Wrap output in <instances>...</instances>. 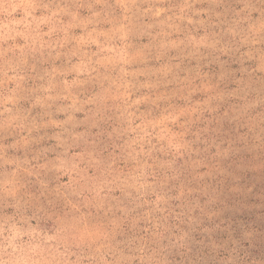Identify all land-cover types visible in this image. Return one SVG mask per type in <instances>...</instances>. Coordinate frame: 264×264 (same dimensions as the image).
Masks as SVG:
<instances>
[{
  "label": "rangeland",
  "instance_id": "374dc122",
  "mask_svg": "<svg viewBox=\"0 0 264 264\" xmlns=\"http://www.w3.org/2000/svg\"><path fill=\"white\" fill-rule=\"evenodd\" d=\"M0 264H264V0H0Z\"/></svg>",
  "mask_w": 264,
  "mask_h": 264
}]
</instances>
